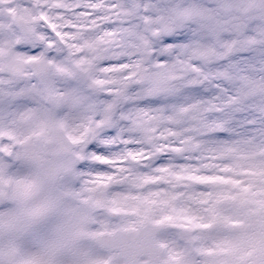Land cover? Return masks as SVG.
<instances>
[{
	"label": "clouds",
	"instance_id": "obj_1",
	"mask_svg": "<svg viewBox=\"0 0 264 264\" xmlns=\"http://www.w3.org/2000/svg\"><path fill=\"white\" fill-rule=\"evenodd\" d=\"M0 264H264V0H0Z\"/></svg>",
	"mask_w": 264,
	"mask_h": 264
}]
</instances>
